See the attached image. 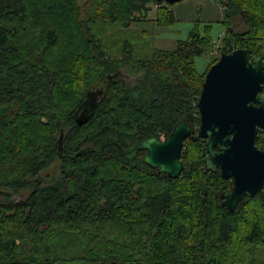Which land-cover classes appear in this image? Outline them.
<instances>
[{
  "label": "trees",
  "instance_id": "trees-1",
  "mask_svg": "<svg viewBox=\"0 0 264 264\" xmlns=\"http://www.w3.org/2000/svg\"><path fill=\"white\" fill-rule=\"evenodd\" d=\"M222 5L223 26L240 16L243 29H226L219 54L264 57V0ZM150 22L175 18L154 0H0V264H264V192L234 212L222 206L232 184L204 171L203 140L185 141L177 179L145 165L144 152L77 156L106 137L126 149L179 122L199 127L209 68L198 74L194 59L213 42L194 28L172 51L136 59L133 42L147 34L132 27ZM121 68L137 74L133 84ZM95 90L102 95L79 127Z\"/></svg>",
  "mask_w": 264,
  "mask_h": 264
},
{
  "label": "water",
  "instance_id": "water-1",
  "mask_svg": "<svg viewBox=\"0 0 264 264\" xmlns=\"http://www.w3.org/2000/svg\"><path fill=\"white\" fill-rule=\"evenodd\" d=\"M154 1L173 5L183 0ZM87 105L75 118L79 127L88 120L96 102L92 107ZM196 107L197 130L179 122L166 138H147L126 149L106 137L96 147L82 148L77 156L115 147L125 160L132 161L144 152L145 165L177 179L183 169L180 157L185 141L203 140L207 155L204 171L219 172L222 179L231 182L230 191L221 195V205L234 212L244 197L264 192V151L255 145L256 136L264 130V57L247 49L222 54L204 76Z\"/></svg>",
  "mask_w": 264,
  "mask_h": 264
},
{
  "label": "rangeland",
  "instance_id": "rangeland-1",
  "mask_svg": "<svg viewBox=\"0 0 264 264\" xmlns=\"http://www.w3.org/2000/svg\"><path fill=\"white\" fill-rule=\"evenodd\" d=\"M164 6H167L164 4ZM168 8L172 11L175 22L171 26L157 27L153 23H147V26L134 28L137 36L145 29V42L135 40L133 42L132 56L136 59H149L156 50L172 51L175 49L178 41H184L189 36L194 28H198L199 34H208L211 41V47L202 57L194 59V67L198 74H203L207 68L215 64L221 54L222 40L226 35V29L230 26L234 32H240L243 29V23L240 16H236L230 22V26H223L225 21V11L222 5V0H183L179 3L169 5ZM156 7L150 5L145 14L146 19H153ZM206 26H209L206 28ZM139 39V38H138ZM113 42V40H112ZM118 49H113L110 46L111 55L120 54ZM144 52V53H143ZM118 53V54H116ZM207 73V72H206ZM119 76L129 85L133 84L137 79V74L132 69H120ZM264 131V130H263ZM262 131V132H263ZM261 133V132H260ZM259 133V134H260ZM161 139H164L161 137ZM52 166L40 173L42 177H48L52 173ZM27 191L22 195H26Z\"/></svg>",
  "mask_w": 264,
  "mask_h": 264
},
{
  "label": "flooded vegetation",
  "instance_id": "flooded-vegetation-1",
  "mask_svg": "<svg viewBox=\"0 0 264 264\" xmlns=\"http://www.w3.org/2000/svg\"><path fill=\"white\" fill-rule=\"evenodd\" d=\"M169 6V5H168ZM101 90H95V91H90V93L88 92V97H87V94H86V100H85V105L88 104L90 105V107L93 106V102L97 103L98 99H99V96H98V93L100 92ZM87 105V106H88ZM90 109V108H89Z\"/></svg>",
  "mask_w": 264,
  "mask_h": 264
}]
</instances>
